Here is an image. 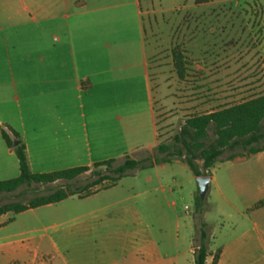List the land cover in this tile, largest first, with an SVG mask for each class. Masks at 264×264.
I'll return each instance as SVG.
<instances>
[{
  "label": "crops",
  "instance_id": "0c3cea01",
  "mask_svg": "<svg viewBox=\"0 0 264 264\" xmlns=\"http://www.w3.org/2000/svg\"><path fill=\"white\" fill-rule=\"evenodd\" d=\"M142 15L141 0H0V182L20 175L6 127L18 134L34 174L141 159L158 146ZM174 165L186 164L155 166L44 208L92 202L86 227L100 252L96 264H194V211L183 215L165 195L181 186ZM261 203L242 215L240 228L212 230L218 264H264ZM17 216H1L0 230ZM12 247L0 239V252Z\"/></svg>",
  "mask_w": 264,
  "mask_h": 264
},
{
  "label": "rangeland",
  "instance_id": "374dc122",
  "mask_svg": "<svg viewBox=\"0 0 264 264\" xmlns=\"http://www.w3.org/2000/svg\"><path fill=\"white\" fill-rule=\"evenodd\" d=\"M141 1L158 145L172 143L193 114L210 113L264 94V0H213L199 6L195 0ZM177 47L188 62L184 81L174 68L173 50ZM148 153H142L140 158H146ZM230 154L225 153L222 159ZM169 170L181 186L174 188V196L166 188L165 195L176 200L180 212L187 215L195 209L197 181L187 165H174ZM212 176L217 179L210 184L203 201L210 234L213 229L223 233L236 230L243 222L242 215L249 216L255 203L264 202V154L219 162L211 170ZM143 177L142 174L138 179ZM92 180L89 174L84 175L75 187ZM57 189V185L22 187L0 196V207L14 202L27 204ZM75 202V208L67 203L29 210L7 223L0 230V239H7L13 247L0 252V264L100 261L91 229L86 227L92 202ZM42 237L47 243L39 245L37 241ZM215 254L212 252V256ZM119 263L127 262L122 258Z\"/></svg>",
  "mask_w": 264,
  "mask_h": 264
},
{
  "label": "trees",
  "instance_id": "16d2710c",
  "mask_svg": "<svg viewBox=\"0 0 264 264\" xmlns=\"http://www.w3.org/2000/svg\"><path fill=\"white\" fill-rule=\"evenodd\" d=\"M212 1L195 0V4L206 5ZM173 62L178 78L184 81L187 77L188 62L180 47L173 50ZM2 136L6 144L14 149L19 161L20 175L15 179L0 182V196L33 185L58 186L50 195L36 198L27 204L14 202L0 207V217L7 214L17 216L32 209L60 203L70 197L79 199L90 197L118 185L124 178L134 176L136 172L171 164L174 161L184 162L197 178L211 176V170L219 162L257 155L264 151V94L231 107L189 116L172 143L158 145L144 159L127 156L121 162L109 160L92 167L34 174L28 164L25 146L15 145L19 139L18 134L6 127L2 130ZM227 152L231 154L222 159ZM88 174L93 180L85 186L75 187L79 179ZM261 205H264V202ZM203 214L204 202L198 195L193 216L194 264H208L210 258H213L211 264H218L221 250H217L212 256L210 228Z\"/></svg>",
  "mask_w": 264,
  "mask_h": 264
},
{
  "label": "water",
  "instance_id": "95a60500",
  "mask_svg": "<svg viewBox=\"0 0 264 264\" xmlns=\"http://www.w3.org/2000/svg\"><path fill=\"white\" fill-rule=\"evenodd\" d=\"M15 145H18V143L16 142ZM196 181L199 187V196L204 201L209 191L212 177L211 176H201V177H197Z\"/></svg>",
  "mask_w": 264,
  "mask_h": 264
},
{
  "label": "built area",
  "instance_id": "2783aa9c",
  "mask_svg": "<svg viewBox=\"0 0 264 264\" xmlns=\"http://www.w3.org/2000/svg\"><path fill=\"white\" fill-rule=\"evenodd\" d=\"M185 211H186L187 213H189V212H190V209H189L188 207H186V208H185Z\"/></svg>",
  "mask_w": 264,
  "mask_h": 264
}]
</instances>
